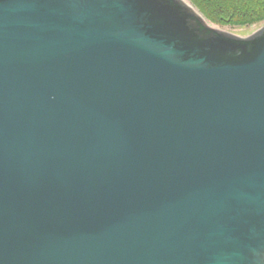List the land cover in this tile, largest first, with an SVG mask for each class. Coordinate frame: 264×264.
<instances>
[{"label": "water", "instance_id": "1", "mask_svg": "<svg viewBox=\"0 0 264 264\" xmlns=\"http://www.w3.org/2000/svg\"><path fill=\"white\" fill-rule=\"evenodd\" d=\"M0 264H264V26L0 0Z\"/></svg>", "mask_w": 264, "mask_h": 264}, {"label": "trees", "instance_id": "2", "mask_svg": "<svg viewBox=\"0 0 264 264\" xmlns=\"http://www.w3.org/2000/svg\"><path fill=\"white\" fill-rule=\"evenodd\" d=\"M211 21L245 25L264 21V0H191Z\"/></svg>", "mask_w": 264, "mask_h": 264}, {"label": "rangeland", "instance_id": "3", "mask_svg": "<svg viewBox=\"0 0 264 264\" xmlns=\"http://www.w3.org/2000/svg\"><path fill=\"white\" fill-rule=\"evenodd\" d=\"M186 1H188L196 9H198L200 11V9L196 5H194L191 0H186ZM206 19H207L208 23L211 26L215 27V28H219V29H222V30H225V31H229V32H232L234 34H237V35H240V36H243V37H247V36L252 35L253 33H255L256 31H258L259 29H261L264 26V21L258 22V23H255V24H245V25H221V24H218V23H215V22L211 21L207 17H206Z\"/></svg>", "mask_w": 264, "mask_h": 264}]
</instances>
